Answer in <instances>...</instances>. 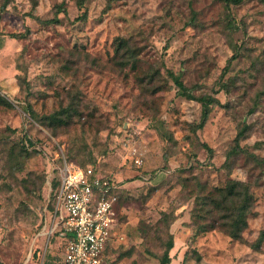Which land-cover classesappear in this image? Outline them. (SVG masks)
Listing matches in <instances>:
<instances>
[{
    "label": "rangeland",
    "instance_id": "374dc122",
    "mask_svg": "<svg viewBox=\"0 0 264 264\" xmlns=\"http://www.w3.org/2000/svg\"><path fill=\"white\" fill-rule=\"evenodd\" d=\"M121 37L140 52L137 69L117 62ZM169 70L219 98L204 125ZM0 91L11 101L0 106V264H60L66 240L44 234L47 172L68 156L132 181L116 210L123 222L128 206L133 223L109 264H159L171 235L169 264H264V167L244 152L227 159L244 125L240 145L264 157L261 0H0ZM64 107L68 126L40 120ZM230 178L254 184L242 238L197 233L196 194Z\"/></svg>",
    "mask_w": 264,
    "mask_h": 264
},
{
    "label": "trees",
    "instance_id": "16d2710c",
    "mask_svg": "<svg viewBox=\"0 0 264 264\" xmlns=\"http://www.w3.org/2000/svg\"><path fill=\"white\" fill-rule=\"evenodd\" d=\"M246 0H225L228 5H238ZM264 2V0H261ZM50 22L58 21V18L48 20ZM18 35V34H16ZM13 35V36H16ZM23 35V34H20ZM139 51L136 46H133L130 38L121 37L118 39L115 48V58L119 65L122 67L131 65L132 68L137 69L138 67V55ZM237 56V55H236ZM169 76L173 79L178 94L189 99L197 100L202 105L201 122L200 125H204L211 113L214 106L220 103L218 97L205 93L202 95H196L193 89L188 86L182 77L172 70H169ZM153 80V77H151ZM11 105V101L0 91V106ZM29 111V110H28ZM32 114L34 112L30 110ZM70 114L67 108L56 110L50 114H46L40 117L45 125L52 129L61 128L68 126L70 122ZM247 125H244L238 132L235 138V145L228 152V158H231L235 154L246 153L252 155V160L257 163V166L264 167V157L250 152L247 148L240 145L241 138L245 137L247 131ZM33 141L30 137L25 135L23 142V149L28 151L33 146ZM229 160V159H228ZM226 160V161H228ZM68 161L77 163L81 167L87 168L89 166L94 167L95 171L105 178H111L116 182L122 183V179L119 178L113 172H105L98 165L93 162L79 163L74 156H68ZM228 163V162H227ZM49 174V172H47ZM54 180L52 183V190L50 191V202L52 211L55 207L57 193L60 186V180L58 176V170H55ZM254 184L250 181L230 178L226 184L222 186L207 187L205 184L202 186L200 193L196 194L195 203L191 211L192 222L196 224L195 231L197 233H203L206 231L220 229L226 232L233 239H241L243 232L249 225V215L255 204V193L253 191ZM47 188L49 185L47 183ZM122 188L114 190L113 192L117 195L118 199ZM167 218L170 217L168 212L164 213ZM264 239V230L261 231L259 242ZM175 241L171 235L167 241V246L164 249L159 264H169L172 261L173 255L171 254L174 248ZM118 248V247H117ZM115 247L107 246L105 249V264L108 263L109 251L117 249ZM37 250L34 251V254ZM32 254V258H34Z\"/></svg>",
    "mask_w": 264,
    "mask_h": 264
},
{
    "label": "built area",
    "instance_id": "2783aa9c",
    "mask_svg": "<svg viewBox=\"0 0 264 264\" xmlns=\"http://www.w3.org/2000/svg\"><path fill=\"white\" fill-rule=\"evenodd\" d=\"M136 162L143 164L140 157ZM55 170L60 186L51 225L44 234L48 239L59 234L66 240L64 264H105L107 246L124 238L114 225L118 197L113 189H120L121 183L103 177L92 166L84 168L63 157L49 171L50 191Z\"/></svg>",
    "mask_w": 264,
    "mask_h": 264
},
{
    "label": "crops",
    "instance_id": "0c3cea01",
    "mask_svg": "<svg viewBox=\"0 0 264 264\" xmlns=\"http://www.w3.org/2000/svg\"><path fill=\"white\" fill-rule=\"evenodd\" d=\"M122 180H123V178H122ZM134 181H136V180H134ZM130 183H132V181H124L123 180L122 183H121V186H122L121 188L123 189V188L128 187L130 185ZM117 202H118V200H117ZM117 202L115 204L116 222H115L114 225H115L116 231L122 233L124 235V238H123V242L116 241L114 243L109 244L110 247H115V248L121 246L122 244L127 243V241H128V235H127V232H126V228L128 227L129 224L133 223V219H134V217H131V215H130L131 211L129 210L128 206L125 205L123 207V211L125 213H128L129 214V217H128V219L126 218V220H124L123 222H120L119 221V218H118V215H117V210H116ZM172 251H174V250H172ZM64 258H65V256L62 258L60 264H64Z\"/></svg>",
    "mask_w": 264,
    "mask_h": 264
}]
</instances>
